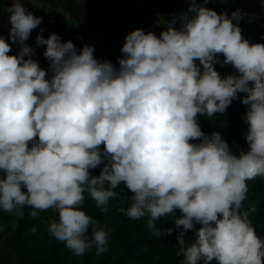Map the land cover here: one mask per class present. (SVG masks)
<instances>
[{"label":"clouds","instance_id":"1","mask_svg":"<svg viewBox=\"0 0 264 264\" xmlns=\"http://www.w3.org/2000/svg\"><path fill=\"white\" fill-rule=\"evenodd\" d=\"M8 12L11 43L0 36V210L23 217L26 206L53 209L58 221L48 231L57 241L76 256L93 248L100 255L108 234L81 210L84 194L107 211L123 184L132 203L120 211L133 220L147 216L154 236L161 235L156 221L180 213L182 264H264V240L241 211L247 181L264 178V43L243 37L238 22L248 14L237 9L229 17L191 0L159 37L129 33L119 67L97 60L92 46L78 52L56 33L38 34L45 70L26 43L42 18L20 0ZM217 63L239 75L222 79ZM238 93H246L249 148L235 155L219 132L202 131L198 116L225 113Z\"/></svg>","mask_w":264,"mask_h":264},{"label":"trees","instance_id":"2","mask_svg":"<svg viewBox=\"0 0 264 264\" xmlns=\"http://www.w3.org/2000/svg\"><path fill=\"white\" fill-rule=\"evenodd\" d=\"M63 2L70 15L77 21L88 25L91 28H95V24L92 22L91 17L96 15V12H90L87 7L79 2L78 0H59ZM102 2H111V0H101ZM117 2V0H115ZM152 0H145V4L141 7H134L131 4L128 7L132 13H123L122 16L118 17L112 23L110 29L113 34L120 40L121 43H125V37L134 31L129 23L135 22L141 25V29L147 34L151 32L150 26L153 24V19L150 15V3ZM216 4L220 6L218 14L221 12L227 13L229 17L237 9L248 15L244 16L239 22L238 26L242 29V35L245 39L251 43H264V6H262L261 0H215ZM12 0H0V36L4 37L6 41L11 43L9 39V15L8 8L11 5ZM22 5L31 12L34 16L39 17L38 7L33 4L30 0H25ZM213 3L209 2L206 4L207 8L213 7ZM109 15L105 16V19ZM181 14L174 13L171 15L169 20L161 26L162 31L166 30L168 24L174 19H179ZM249 17H252L249 21ZM104 19V20H105ZM237 23V21H233ZM178 26V25H177ZM98 28V27H97ZM51 33H56L61 37L62 42L72 41L78 52L80 51L79 42L70 36L66 31V26L61 25L58 22L48 21L42 19V23L34 29L30 38L26 43L32 47L35 51L32 55V59L36 60L42 69H49V61L43 55L46 45H37L36 37L38 34H42L45 39L49 37ZM18 52V46L13 44L10 55H16ZM27 58V57H26ZM222 62V56L219 57ZM197 66L199 62L197 61ZM215 70L218 72L220 77L226 78L229 75H236L235 69L231 65H225L217 63L214 65ZM52 73L49 71L47 78H51ZM239 75V74H238ZM249 86L252 84L250 82ZM246 93H238L237 99H234L231 105L228 107L225 115H219L218 113L209 118L207 116H198L200 120V126L202 131L211 135L213 132H219L222 139H224L230 146L231 151L235 155H239L240 151H247L249 146L245 140V133L248 125L244 120V116L247 112V106L241 103ZM199 141H194L198 143ZM100 168L90 170L92 176H98ZM248 191L246 193V199L242 202L241 211L249 212V220L251 225L255 228L256 234L262 240H264V180L261 177H257L254 180H249ZM117 196L112 198L110 204H108L107 211H101L95 204V201L85 192V201L81 210L85 211L86 214L93 217L94 220L98 221L99 225L104 228L108 234L107 244L110 246L115 245L120 240L122 234L127 230L130 223V217L125 212L131 206L132 194L122 184L117 189ZM120 200V201H119ZM122 201H125L124 203ZM125 209V212H121L120 209ZM255 209V211H252ZM24 216L20 218V231L18 235L12 236L9 240L10 250L18 251L19 240L21 234L28 228V223L32 217L31 212L35 209L30 207L24 208ZM38 211V210H35ZM168 225L175 227L174 221H167ZM200 226L197 225L196 228ZM182 230V228H181ZM20 234V235H19ZM189 239V244L195 240V231L185 233ZM91 237V228L87 234ZM95 248L85 253L86 264H93V256L95 255ZM151 244L149 239L144 233L139 231L138 235L133 238H129L123 245V250L119 252V256L114 261V264H151ZM183 258H176L173 264H182ZM27 264H62L61 260H52L50 258H39V259H28L25 260ZM212 264H216L215 261Z\"/></svg>","mask_w":264,"mask_h":264},{"label":"rangeland","instance_id":"3","mask_svg":"<svg viewBox=\"0 0 264 264\" xmlns=\"http://www.w3.org/2000/svg\"><path fill=\"white\" fill-rule=\"evenodd\" d=\"M25 0H20L23 3ZM38 7V15L42 19L58 22L66 26L67 33L76 39L80 44V50L85 45L94 47V57L97 60H107L112 62L116 67H119L117 58H123L121 48L124 43H121L118 37L113 34L110 29L115 19L122 16L123 13H132L128 7L131 4L134 7H141L145 4V0H111V2H102L101 0H78L83 3L90 12H96L95 16L91 17L95 28H91L84 23L75 20L66 9L63 2L59 0H30ZM13 2V0H12ZM214 5L209 8L217 13L220 6L215 0H210ZM191 0H152L150 3V17L153 19V24L150 26L152 33L159 35L162 32L161 26L166 24L172 14H185L190 6ZM198 4L206 7L203 0H197ZM109 15L106 19L105 16ZM105 19V20H104ZM130 27L133 30L141 29V25L130 22ZM98 27V28H97ZM223 61V56H222ZM229 65V64H225ZM236 75L239 73L235 70ZM225 115V113H218ZM200 124V120L198 119ZM194 142V141H193ZM264 180V178H263ZM249 181H247L248 184ZM112 201V199H110ZM110 201L108 204H110ZM120 201V200H119ZM123 203L125 201H122ZM126 203V202H125ZM23 211H25L23 209ZM180 213L162 217L155 222L156 229L161 231L160 236H154L152 230L147 226V216L133 220L129 219L130 223L127 230L122 234L118 243L113 246L107 244V250L93 256V264H114V261L119 256V252L123 250V245L129 238H133L139 234V231L145 234L151 244L152 260L151 264H173L178 256L181 245L176 239L177 234L181 229H176L167 223L174 221L179 217ZM20 216L16 213H5L0 210V264H27L25 260L45 258L52 260H61L62 264H86L85 254L76 256L68 249L64 242L57 241L48 231L49 223L53 220L58 221V213L49 209L47 211H37L36 217H31L28 223V228L21 234L19 240L18 251H11L9 240L12 236L18 235L20 229ZM165 228H172V235H164ZM20 235V234H19ZM185 246L190 245L189 239L185 234Z\"/></svg>","mask_w":264,"mask_h":264}]
</instances>
